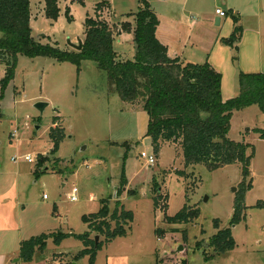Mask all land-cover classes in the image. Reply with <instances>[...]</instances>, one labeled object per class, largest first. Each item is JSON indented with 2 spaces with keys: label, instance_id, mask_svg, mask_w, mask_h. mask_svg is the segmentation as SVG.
<instances>
[{
  "label": "rangeland",
  "instance_id": "rangeland-1",
  "mask_svg": "<svg viewBox=\"0 0 264 264\" xmlns=\"http://www.w3.org/2000/svg\"><path fill=\"white\" fill-rule=\"evenodd\" d=\"M141 1L157 12V37L171 57L213 62L225 74L224 100L239 94L240 72H264V0H60L56 17L47 15L45 0H30L32 34L61 51L80 49L86 18L96 17L97 4L106 2L101 19L115 31L113 48L123 59L133 60L134 17ZM218 7L234 9L240 18L238 51L222 41L231 36L234 21L230 12L216 14ZM216 17H221L220 24ZM6 71L7 65L0 63L4 264H90L88 254L76 258L84 244L74 236L59 245L54 235L49 237L46 249L37 251L31 262L21 259L20 242L61 232H87L95 242L96 237L97 243L104 242L83 221L99 211L104 199L110 212L120 203L134 220L126 226V236L103 243L95 264H264V139L257 131L264 128V114L257 104L234 110L228 129L232 140L254 146L250 174L244 178L241 163L214 170L202 163L187 165L179 143L164 144L156 154L147 135V112L140 104L123 101L93 60H83L79 70L77 64L52 55L20 54L13 77L4 84ZM39 102L48 105L40 110ZM56 127L64 132L54 153L50 134ZM143 151L156 162L149 164L141 157ZM27 155L34 161L25 160ZM250 182L242 220L231 224L236 198ZM74 187L76 201L71 200ZM185 204L198 209L199 217L170 222L167 216H175ZM216 224L232 229L237 243L233 250L221 254L210 246Z\"/></svg>",
  "mask_w": 264,
  "mask_h": 264
},
{
  "label": "trees",
  "instance_id": "trees-1",
  "mask_svg": "<svg viewBox=\"0 0 264 264\" xmlns=\"http://www.w3.org/2000/svg\"><path fill=\"white\" fill-rule=\"evenodd\" d=\"M60 0H45L46 13L56 17L59 13ZM106 2H99L95 8L96 17L88 16L85 21L86 37L80 49L61 51L50 44L36 40L30 26V0H0V63L7 65V83L13 77L18 55H52L60 61H70L78 65L83 60H93L107 75L125 102L140 104L149 116L148 132L152 146L158 154L164 144L179 143L187 165L205 164L209 169L241 163L243 176L250 174V162L254 155V146L237 142L228 136L230 118L234 110L257 104L264 114V72H240V92L237 96L224 100L222 93V73L210 62L193 63L180 56L171 57L167 45L157 37L159 18L154 8L141 1L140 10L135 14L134 43L136 54L133 60L120 57L113 48L115 31L102 20V9ZM234 21V30L223 43L233 46L238 51L242 36L240 18L229 9ZM123 22V27H129ZM121 33V30L118 31ZM236 59V57H234ZM1 97V96H0ZM63 129L56 127L51 131L54 143L52 152H57L63 137ZM264 139V128L257 129ZM249 148L250 153H249ZM184 175V171H179ZM252 188L250 182L245 186L235 201V213L231 224H238L242 219L240 210L245 192ZM157 189V188H156ZM158 205V198H155ZM199 210H192L188 205L173 217L170 222L189 221L199 217ZM134 220L132 211L118 204L110 212L107 199L102 201L98 212L83 216V221L90 229L105 237L104 242H111L117 237L128 234ZM112 222L115 223L112 226ZM212 242L217 253L224 254L233 250L237 243L230 227L221 229L218 224ZM54 235V242L61 244L70 236L84 244L76 258L90 255V264H95L97 252L103 241L96 244L89 233L85 234H41L20 242V256L25 262H31L37 251L43 252L47 240ZM182 264H187L184 260Z\"/></svg>",
  "mask_w": 264,
  "mask_h": 264
},
{
  "label": "built area",
  "instance_id": "built-area-1",
  "mask_svg": "<svg viewBox=\"0 0 264 264\" xmlns=\"http://www.w3.org/2000/svg\"><path fill=\"white\" fill-rule=\"evenodd\" d=\"M216 13L219 16H225V15H227V13L223 9H221V8H217L216 9ZM141 157L142 158H145L149 164H153V163L156 162V157L154 155H149L145 151H143L141 153ZM14 160H16V158H14ZM25 160H27L28 162H33L34 161V158L32 156H30V155H27V156H25ZM77 192H78V189L76 187H74L73 188L72 195H71V200H73V201H76L77 200V195H76ZM46 197H47V195L44 194V198H46Z\"/></svg>",
  "mask_w": 264,
  "mask_h": 264
},
{
  "label": "crops",
  "instance_id": "crops-1",
  "mask_svg": "<svg viewBox=\"0 0 264 264\" xmlns=\"http://www.w3.org/2000/svg\"><path fill=\"white\" fill-rule=\"evenodd\" d=\"M218 8H220V7H218ZM217 9V8H216ZM231 9V8H230ZM233 11H234V9H232ZM226 13H227V11H229V10H224ZM217 14V13H216ZM228 14V13H227ZM217 18L218 17H216V20H217ZM219 22L217 23V24H220L221 23V21H222V19H221V17H219ZM223 39H225V38H223ZM222 39V40H223ZM169 45V44H168ZM216 63H217V65H218V60L216 61ZM212 65L214 66V67H217L213 62H212ZM233 72V71H232ZM221 73H222V76H223V80H222V90H224V87H225V74L221 71ZM18 260H16V262H17ZM4 262H5V257L3 256V255H0V264H4Z\"/></svg>",
  "mask_w": 264,
  "mask_h": 264
},
{
  "label": "water",
  "instance_id": "water-1",
  "mask_svg": "<svg viewBox=\"0 0 264 264\" xmlns=\"http://www.w3.org/2000/svg\"><path fill=\"white\" fill-rule=\"evenodd\" d=\"M219 17L217 18V23L219 22ZM81 44H82V42H80V44H79V48L81 47ZM48 104L47 103H45V102H39V103H37L36 104V107L38 108V109H40V110H44V108L47 106ZM97 240H98V237H96V243H97ZM183 249V247L182 246H180L179 247V251L180 250H182Z\"/></svg>",
  "mask_w": 264,
  "mask_h": 264
}]
</instances>
